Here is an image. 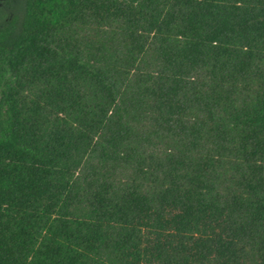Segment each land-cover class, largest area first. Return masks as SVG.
Instances as JSON below:
<instances>
[{"label": "trees", "instance_id": "16d2710c", "mask_svg": "<svg viewBox=\"0 0 264 264\" xmlns=\"http://www.w3.org/2000/svg\"><path fill=\"white\" fill-rule=\"evenodd\" d=\"M13 1L0 264H264V0Z\"/></svg>", "mask_w": 264, "mask_h": 264}, {"label": "rangeland", "instance_id": "374dc122", "mask_svg": "<svg viewBox=\"0 0 264 264\" xmlns=\"http://www.w3.org/2000/svg\"><path fill=\"white\" fill-rule=\"evenodd\" d=\"M18 4L16 2H10L9 4H4V3H1L0 4V9L1 10V17H0V21H4L7 16L11 13H16L17 10H18Z\"/></svg>", "mask_w": 264, "mask_h": 264}, {"label": "water", "instance_id": "95a60500", "mask_svg": "<svg viewBox=\"0 0 264 264\" xmlns=\"http://www.w3.org/2000/svg\"><path fill=\"white\" fill-rule=\"evenodd\" d=\"M0 1H4V0H0Z\"/></svg>", "mask_w": 264, "mask_h": 264}]
</instances>
